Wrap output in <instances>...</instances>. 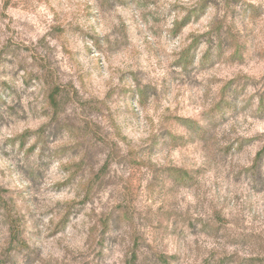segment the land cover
Wrapping results in <instances>:
<instances>
[{
  "label": "clouds",
  "instance_id": "obj_1",
  "mask_svg": "<svg viewBox=\"0 0 264 264\" xmlns=\"http://www.w3.org/2000/svg\"><path fill=\"white\" fill-rule=\"evenodd\" d=\"M197 2L131 0L127 6L117 5L108 11L103 0H29L27 4H20L21 8H27L21 12L11 6L6 10L5 0H0V21L13 30L5 31L0 37V48L9 37L14 45L28 44L34 51L24 54L23 60H28V66L22 75L36 73L40 77L36 87L22 89L30 109L29 118H36L35 123L15 127L5 137L28 131L24 151L36 144L29 162L42 173L45 172L43 164L51 166L46 179L41 180L19 178L13 163V170L0 177V184L11 195L16 189L33 185L39 188L41 183L48 189L60 181L67 182V193H70L52 192L41 195L37 201L33 199V192L26 204L17 201V208L25 218L21 239L28 245L22 251H18L19 242L12 239L8 210L0 208V223L7 225L0 238L2 264H144L143 258L151 257L153 252L163 253L166 259L176 255L178 259L169 260V264H204L205 261L215 264L220 255L233 253L245 259L264 257V206L241 211V205L249 203L251 195L246 196L228 183L220 185L216 179L225 173L231 176L241 168H250L251 157L240 159L235 149L233 154L225 155L222 149L229 141L221 139L218 133L192 144L187 127H177L173 118L194 115L200 109H195V113L182 112L176 105L180 108L184 105L179 100L172 102L171 96L165 106L169 111L158 103L155 105L159 108L156 113L159 119L153 121L145 109L154 97L150 94L144 98L138 90L151 83L156 89L155 97L163 96V81L167 79L171 83L174 77L182 76L180 69L169 67L170 62L179 60L192 39L224 17L222 7L216 19L207 18L210 25L193 31L191 39L182 40L188 31L186 28L181 36L174 37L173 21H183ZM248 2L258 5L264 14V0ZM5 12L6 20L2 19ZM86 12L93 15L84 19ZM100 18H107L109 23L98 27ZM195 19L193 16L188 23H194ZM245 24L252 27L247 21ZM56 26L63 33L52 31ZM234 31L242 34L245 27L236 23ZM45 34L48 35L44 43H37ZM89 35L101 38L100 50ZM126 38L131 41L128 50L132 55L123 63H114L108 52L117 42L126 43ZM209 38L215 40V34L203 37L200 54L207 47L203 41ZM61 47L73 66L71 75L63 69V56L57 58ZM87 49H91V55ZM30 56H35V60H30ZM145 62L151 75L142 78L139 84L132 75L120 78L124 72L145 66ZM36 64H43V69H37ZM77 77L79 95H73L75 90L68 85ZM98 81H103L105 86L101 91L94 87ZM56 84L64 89V99L58 109L48 101V93ZM13 103L14 97L9 99V104ZM58 124L67 125L60 138L51 134ZM236 124L240 127L233 137L251 135L243 131L247 125L242 121ZM41 125L47 126L43 134L38 130ZM226 128L227 125L220 131ZM178 133L184 135L183 142ZM259 143L264 144V137ZM65 148L67 152L62 151ZM17 159L23 163V153ZM105 162L109 168L102 173ZM57 168L62 170L55 174ZM165 168H187L193 175L201 170L207 176L191 189V195L182 194L178 198L176 192L180 186L162 172ZM261 172L264 173V163ZM116 205L121 207L117 209ZM225 205L234 210V227L216 233L212 231L216 225L213 212ZM15 214L13 210L11 215ZM63 214H68L67 228L57 230ZM110 214L113 218L108 220L107 231H103L101 222ZM190 224H195V229ZM193 231L196 235L191 234ZM102 232L101 247L97 241ZM235 237L250 238L251 243L242 248ZM134 254L137 259H133Z\"/></svg>",
  "mask_w": 264,
  "mask_h": 264
},
{
  "label": "rangeland",
  "instance_id": "obj_2",
  "mask_svg": "<svg viewBox=\"0 0 264 264\" xmlns=\"http://www.w3.org/2000/svg\"><path fill=\"white\" fill-rule=\"evenodd\" d=\"M28 2L29 0H17L16 3H13V0H5L4 7L7 10L11 6L13 10L18 9L21 12H26L27 8H21L20 4H27ZM130 3L131 0H103L104 7L108 11H113L117 5L127 6ZM237 6L239 11H237ZM41 7H44V5L41 4ZM222 7L225 9L224 17L218 20L214 27H208L207 32L192 39V43L183 50L179 60L170 62L169 67L180 69L182 76L174 77L171 83L167 79L163 81V96L155 97L156 89L151 83L138 90L144 98H147L150 94L154 97L145 109L153 121L159 119L156 115L159 108L155 105L158 103L161 107H165L170 103L168 97L171 96L172 102L179 100L184 105L183 108H180L179 104L176 105L182 112L187 113L192 110L195 113V109H200V112L194 115L173 118L176 120L177 127L181 125L187 127L188 140L192 144H195L198 140L209 139L212 135L218 133L221 139L229 141L222 149L225 155L233 154V149H235V155L240 159L251 157L252 165L250 168H241L231 176L225 173L222 177L216 178L217 183L220 185L228 183L233 189L242 191L246 196L251 195V201L241 205L240 210L242 211L247 207L264 206V173L261 172V164L264 163V144L259 143L261 137H264V14H262L258 5L251 4L248 0H198L196 6L189 10V15L183 21H173L174 30L172 34L174 37H179L186 28L188 31L184 33L182 40L191 39L193 31L199 26L207 27L210 25L211 21L207 18L211 16L216 19V13ZM92 15L91 12H86L83 18L87 19ZM193 16L196 17L195 22L188 23ZM2 19H8L7 12L2 14ZM117 19H119L118 16ZM245 21H247V24H251L252 27H247ZM37 22L39 23V21ZM108 23L107 18H100L97 21V26L103 27ZM236 23L244 25L245 31L242 34L234 31ZM123 28L124 26L121 25V30ZM32 30H36L35 25H33ZM116 30V28H113V31ZM5 31L13 30L0 21V37H3ZM52 31L63 33L64 30L56 26L52 27ZM213 33L216 39L209 38L203 41L207 44V47L200 54L199 45L203 37H210ZM47 35L40 37L37 43L43 44ZM88 38L94 40L98 50L102 48L99 36L89 35ZM105 44H107V41H105ZM130 44L131 41L127 38L124 44L117 42L112 50L108 52V56L111 57L114 63L125 62V58L132 55L128 50ZM33 51L28 44L23 42L14 45L11 37L0 48V177H4L9 171L13 170V163L16 165L14 171L18 173L19 178L38 177L44 180L46 179V172L51 171L49 164L42 165L45 169V172L42 173L37 171L36 167L29 162V157L35 152L36 144H32L27 148V151H24L29 136L28 131L5 137V133H11L15 127L25 123H35L36 120V118H29L28 112L30 109L25 104V97L22 95V89L34 88L40 80L36 73H30L27 76L22 75L28 66V60H23V56ZM87 52L91 55V49H87ZM61 56H63L64 71L71 75L73 66L63 47L57 53L58 59ZM198 56L199 59H197ZM29 59L35 60V56H30ZM18 60L22 62L17 63ZM35 67L42 70L44 65L36 64ZM127 75H132L139 84L140 80L149 77L151 72L148 70L147 62H145V66H139L132 72H124L120 78L123 79ZM78 84V77L69 82L68 86L75 90L72 93L73 95H79ZM57 85L60 86L63 93L64 89L61 85ZM94 87L97 91H101L105 86L103 81H98ZM125 91L128 90L125 89ZM62 93L59 107L64 99ZM174 93L175 95H173ZM13 97L15 103L9 104V99ZM169 110L165 107V111ZM237 121H242L244 125H247L243 131L251 133L250 136H232L240 127L236 124ZM226 125L227 128L221 132L220 129H224ZM46 127V125L39 126L38 130L41 134L44 133ZM66 127L67 125L58 124L52 129L51 134L60 138V134ZM178 137L181 142L184 141L183 134L178 133ZM62 151L67 152L68 149L65 148ZM260 151H263V153L258 159ZM21 153H23V163L17 159ZM108 168L109 166L105 162L101 172L106 173ZM61 170V168H57L55 174H58ZM179 170L188 171L190 178L183 179ZM162 172L167 173L180 186L176 192L178 198L182 194L185 197L191 195V189L207 176V173L201 170H197L193 175L187 168H165ZM0 187L4 190L0 194V208L6 209L7 204L12 211L15 210L16 215H19L21 219V228L23 229L25 218L17 208V201L26 204L28 195L33 192L35 193L33 199L37 201H39L41 195H50L52 192L61 194V190H64L67 193L68 184L67 182L57 181L50 185L48 189H44V184L41 183L39 188L33 185L32 188L16 189L11 195H9L7 187L2 184H0ZM120 207V205H116L117 209ZM233 211L228 205H225L221 210H215L213 216L216 225L212 228V231L219 233L225 229H232L234 227L232 223ZM48 212L51 214L52 210L49 209ZM67 215L63 214L61 216L60 223L57 224V230L61 227L67 228ZM112 218L110 214L109 217L102 220L103 231H107L108 220ZM189 227L195 229V224H190ZM204 227L207 228L208 225ZM6 230L7 225L0 223V238L3 237ZM191 234L196 235L195 231ZM202 234L207 235V233ZM102 236L103 232L101 233V239L97 241V244L101 247L104 244ZM234 239L236 242L241 243L242 248L249 246L251 243L250 238L247 237H235ZM27 247L28 245L19 248L18 251H22ZM98 255H102V253H98ZM133 259H137L135 254ZM143 259L144 264H169V260L176 261L178 258L173 255L166 259L163 253L153 252L151 257L146 256ZM204 264H207V262L205 261ZM215 264H264V257L253 256L245 259L239 253L222 254Z\"/></svg>",
  "mask_w": 264,
  "mask_h": 264
},
{
  "label": "trees",
  "instance_id": "obj_3",
  "mask_svg": "<svg viewBox=\"0 0 264 264\" xmlns=\"http://www.w3.org/2000/svg\"><path fill=\"white\" fill-rule=\"evenodd\" d=\"M61 93H62L61 88L57 84L48 93V100L51 103V105L56 109L59 108ZM262 153H263V151H260L258 153V159L261 157ZM179 172H180V175L183 179L190 178V173L188 171L179 170ZM2 192H4V190L0 187V194H2ZM6 209L9 212L8 221L11 224L12 239L18 241L20 248H23L27 244L23 239H21V236H22L21 235L22 234L21 233L22 232L21 219H20L19 215H16V214H15V216L11 215L12 209L7 204H6Z\"/></svg>",
  "mask_w": 264,
  "mask_h": 264
}]
</instances>
